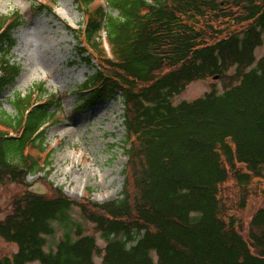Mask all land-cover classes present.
I'll return each instance as SVG.
<instances>
[{
  "label": "trees",
  "instance_id": "16d2710c",
  "mask_svg": "<svg viewBox=\"0 0 264 264\" xmlns=\"http://www.w3.org/2000/svg\"><path fill=\"white\" fill-rule=\"evenodd\" d=\"M102 1L93 9L97 0H72L86 23L73 31L78 57L97 64L79 90L80 108L122 100L121 198L94 203L88 190L78 202L48 183L46 126L57 102L44 84L13 95L14 115L0 112V186L26 191L0 220V237L18 248L0 264H264V208L247 238L228 214L245 209L264 180V57H255L264 0ZM21 21L0 19V98L21 73L9 59ZM215 77L221 91L212 84L204 97L173 105L191 83ZM28 176L51 194L31 192ZM73 208L103 248L72 219Z\"/></svg>",
  "mask_w": 264,
  "mask_h": 264
},
{
  "label": "rangeland",
  "instance_id": "374dc122",
  "mask_svg": "<svg viewBox=\"0 0 264 264\" xmlns=\"http://www.w3.org/2000/svg\"><path fill=\"white\" fill-rule=\"evenodd\" d=\"M102 0L92 7L95 9ZM46 4L39 13L38 7ZM45 8V7H44ZM22 17L20 27L12 32L16 40L9 59L20 66L21 73L13 86L5 90L0 98V112L14 115L10 100L15 94L23 96L35 86L44 84L48 94L53 95L57 106L54 117L46 126L47 145L52 151L50 176L47 180L56 188L78 202L91 192V201L106 204L121 198L127 162L124 108L120 97L104 99L90 108H80L83 94L80 88L95 73L97 64L87 66L78 57L77 40L73 31L85 26V18L72 0H0V19ZM8 20V19H6ZM7 22V21H6ZM263 45L255 51L259 61L264 57ZM215 84L219 91L222 83L215 78L191 83L188 89L172 100L174 106L192 102L210 92ZM89 96L90 94H86ZM50 99V98H49ZM55 121V122H53ZM31 192L52 189L35 176H28ZM254 194L245 209H232L229 216L239 224V231L247 238L250 221L260 208H264V180H258ZM26 188L16 184L0 186V220L5 219L12 209V200ZM34 193V192H33ZM233 206V205H230ZM72 219L77 221L86 234L95 237L103 248L100 233L81 217L80 210L73 208ZM62 233L48 239L47 251L53 250ZM17 246L7 244L0 237V259L17 252ZM101 264V258H95Z\"/></svg>",
  "mask_w": 264,
  "mask_h": 264
},
{
  "label": "water",
  "instance_id": "95a60500",
  "mask_svg": "<svg viewBox=\"0 0 264 264\" xmlns=\"http://www.w3.org/2000/svg\"><path fill=\"white\" fill-rule=\"evenodd\" d=\"M216 80H218L219 78L218 77H216L215 78ZM33 192H34V194H36V195H45V191H43V190H40V187H39V189H37V190H33Z\"/></svg>",
  "mask_w": 264,
  "mask_h": 264
}]
</instances>
